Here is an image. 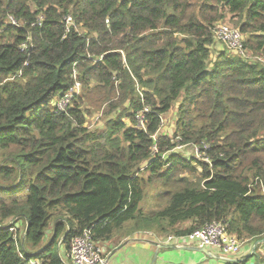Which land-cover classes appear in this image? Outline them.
I'll return each instance as SVG.
<instances>
[{"label": "trees", "instance_id": "16d2710c", "mask_svg": "<svg viewBox=\"0 0 264 264\" xmlns=\"http://www.w3.org/2000/svg\"><path fill=\"white\" fill-rule=\"evenodd\" d=\"M220 20L264 57V0H0V264H64L59 240L85 228L107 243L128 224L180 236L220 220L264 238V60L223 42L212 60ZM78 75L116 115L105 127H86L81 95L53 104ZM176 102L175 138L159 136ZM153 179L179 187L146 213Z\"/></svg>", "mask_w": 264, "mask_h": 264}, {"label": "built area", "instance_id": "2783aa9c", "mask_svg": "<svg viewBox=\"0 0 264 264\" xmlns=\"http://www.w3.org/2000/svg\"><path fill=\"white\" fill-rule=\"evenodd\" d=\"M12 18V17H10ZM13 19V18H12ZM70 25L73 23L69 17ZM214 35L218 41L223 42L231 52H234L244 59L251 57L250 51L245 45V36L239 28L221 24L214 28ZM263 61L264 57L256 55L254 60ZM75 74H77L75 72ZM81 87V81L75 78L74 85L64 95H59L60 101L57 104L58 109L65 110L70 104L74 95L79 94L78 89ZM208 148V145H204ZM194 147V146H193ZM196 152L201 153V148L197 146ZM190 149L191 147L188 146ZM157 152V148H155ZM202 154V153H201ZM195 155V154H193ZM196 156V155H195ZM226 221L213 220L203 227L187 234L175 235L166 238L165 244H198L203 247H217L224 255H233L240 251L242 241L232 232L228 231ZM107 252L102 243L96 241L93 237L92 229L85 228L79 234L75 235L70 241L69 259L73 264H109L106 258ZM225 264H236L233 261H227Z\"/></svg>", "mask_w": 264, "mask_h": 264}, {"label": "rangeland", "instance_id": "374dc122", "mask_svg": "<svg viewBox=\"0 0 264 264\" xmlns=\"http://www.w3.org/2000/svg\"><path fill=\"white\" fill-rule=\"evenodd\" d=\"M7 22L11 25H16V23H17L12 18H8ZM221 24L231 26L230 24H228L227 21L217 22L216 26L221 25ZM77 29H79L82 33L85 32L83 30V28H81L80 25L77 26ZM244 36H245V38L247 37L246 34H244ZM224 49H226V46L222 42L217 41V40L214 41L213 46H212L211 59L215 61V59L219 55L218 51H221ZM249 51H250L251 57L248 58V61H255L254 57L256 56V54H254L253 51H251L250 49H249ZM258 55H260V54H258ZM78 79L80 80L79 75H78ZM93 83H95V81H93ZM93 90L101 91V86H98V89L94 88ZM77 92H79V94H77L76 97L78 95H81L83 98L84 107L91 111V114H89L87 119H86V127L88 129L97 130V129H100L102 127H105V122L108 119H110L111 117L116 116L115 114H112L111 116L107 115V111L105 110L104 106L98 108L96 105H94L93 102H95V100H94L93 94L87 93L88 89H85L82 82H81V87H80V89H78ZM85 94H88V96H85ZM59 101H60V98L58 96H55L53 99V104L56 106L57 105L56 103H58ZM71 102H72V100H71ZM179 105H180V102H176V104L173 106V108L168 113L163 115L162 125L158 131L159 136L160 135H168V136L172 137L173 139L175 138L176 130H177V124L179 121V112H178ZM190 147H191L190 148L191 153L195 154L197 157H201L202 154L200 153V151L196 152L197 151L196 149L198 148L197 146H194V147L190 146ZM187 149H189L188 146L186 147L184 145H178L174 150L182 153L186 157H189L190 154L187 153V151H186ZM8 160H9L8 156H4L2 153H0V163L1 164L5 163ZM185 175L190 177L191 179L195 178V176H193V175H189V174H185ZM145 177L148 178L149 173H145ZM178 187H179L178 184H175L173 186H164L162 181H159V180L155 181L153 179V182L147 186L146 197H145L144 201L141 203L143 210L146 213H150V212H153L157 209L162 208L168 202V198H166L165 192L167 190H170V189L174 190L175 188H178ZM131 225H133V223ZM181 225H184V224L182 223ZM178 227H180V226L178 225ZM19 228H20V235H17V238L21 239L22 233H24V231H25V224L23 225V223H20ZM126 229H125L126 231L125 230L122 231L121 234H116L114 236V238L106 244H108L109 247H114V246L122 244V242L124 240L125 241L130 240V239H128L129 237L146 238V239L149 238V239H153L155 243L163 244V241L166 238H168L170 236H175V234L173 232H159L155 229H140V230L132 231L131 234H128V233L126 234V232L130 230V224L127 225ZM53 235H54V227H53V221H51L50 228L48 230L44 244H47L48 242H50V239ZM62 239L59 240L57 247H59L61 255L65 256L64 255L65 251L67 250V252L69 253L70 248H68V249L66 248ZM127 248L121 250V252L120 251L117 252V255L124 254V251H126ZM32 262H33V264L35 263L34 261H32Z\"/></svg>", "mask_w": 264, "mask_h": 264}, {"label": "crops", "instance_id": "0c3cea01", "mask_svg": "<svg viewBox=\"0 0 264 264\" xmlns=\"http://www.w3.org/2000/svg\"><path fill=\"white\" fill-rule=\"evenodd\" d=\"M182 223L184 225H181ZM182 223L178 225L183 228L191 224L190 221ZM128 239L130 240L122 242L126 243L122 247L121 244L109 247L108 244L102 243L108 252L106 258L109 264H225L227 261L238 264H264V238L243 240L240 251L233 255H224L217 247H203L197 243L183 245L184 241L177 244V248L171 249L162 248L159 243L149 238L129 237ZM125 248L127 250L124 254L117 255V252ZM59 253L61 255L60 249ZM64 255L62 256L64 264H73L67 250Z\"/></svg>", "mask_w": 264, "mask_h": 264}, {"label": "water", "instance_id": "95a60500", "mask_svg": "<svg viewBox=\"0 0 264 264\" xmlns=\"http://www.w3.org/2000/svg\"><path fill=\"white\" fill-rule=\"evenodd\" d=\"M26 234H27V229H26V231H25V235H26ZM124 244H126V243H122V244L120 245V247L124 246ZM159 246H161L162 248H171V249H175V248H177V245H175V244H160ZM202 250H203V251H206L205 248H202ZM252 264H254V263H252Z\"/></svg>", "mask_w": 264, "mask_h": 264}, {"label": "clouds", "instance_id": "9594fccd", "mask_svg": "<svg viewBox=\"0 0 264 264\" xmlns=\"http://www.w3.org/2000/svg\"><path fill=\"white\" fill-rule=\"evenodd\" d=\"M164 244V243H163Z\"/></svg>", "mask_w": 264, "mask_h": 264}]
</instances>
